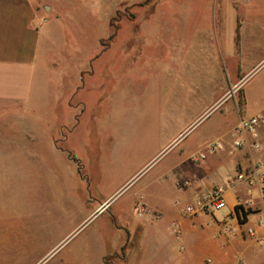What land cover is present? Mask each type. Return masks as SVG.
Masks as SVG:
<instances>
[{
	"label": "crops",
	"instance_id": "crops-1",
	"mask_svg": "<svg viewBox=\"0 0 264 264\" xmlns=\"http://www.w3.org/2000/svg\"><path fill=\"white\" fill-rule=\"evenodd\" d=\"M97 5L0 0V264H264L251 175L264 167V0L123 3L147 13L102 30ZM208 116L180 156L111 205L152 160L123 173L140 148L161 138L165 149ZM253 117L235 149L238 122ZM215 186L219 220L184 212Z\"/></svg>",
	"mask_w": 264,
	"mask_h": 264
},
{
	"label": "rangeland",
	"instance_id": "rangeland-1",
	"mask_svg": "<svg viewBox=\"0 0 264 264\" xmlns=\"http://www.w3.org/2000/svg\"><path fill=\"white\" fill-rule=\"evenodd\" d=\"M97 1V18H98V29L102 30L104 26V22L106 19L113 17L117 14H133L136 13L138 15L146 14L147 11L143 8H139L138 10L133 7L129 9L127 7H122L121 4L123 3H140L145 0H96ZM137 10V11H136ZM96 11V9H95ZM116 11H119L116 13ZM140 12V13H139ZM51 59H54L52 56ZM54 65V62L52 61ZM72 106L76 107L75 99H72ZM210 116V115H209ZM208 117L202 119L201 121L195 122L192 126H190L186 131L181 134L173 143L168 145L165 149V144H161V138H157L152 143L147 144L145 147L140 148L137 151V154L130 160L127 164L123 167V173H127L128 171L135 168L139 163L142 162L141 165L151 160L132 180L133 183L127 187L112 203L121 202L128 196H130L134 191L141 188L145 183L149 182L156 174L161 170L166 164L170 162V160L177 158L181 155L184 148L193 142L202 134L206 124L209 122ZM59 122L56 127L60 126L63 122L67 121L66 118L61 117L56 120ZM69 121V120H68ZM73 120L70 124L73 127ZM64 135V134H63ZM62 135V136H63ZM66 136V135H64ZM63 143V142H62ZM61 143L60 148L64 149V145ZM68 147V146H67ZM68 149V148H67ZM140 168V167H139ZM138 168V169H139ZM18 186V185H17ZM110 205V206H111ZM185 206L181 207L184 209ZM223 211H216L212 215H208V218H214L219 220L222 215ZM185 218L189 219L190 216H186ZM25 222V220H24ZM202 264H207L205 261L207 256L205 254L202 255Z\"/></svg>",
	"mask_w": 264,
	"mask_h": 264
},
{
	"label": "built area",
	"instance_id": "built-area-1",
	"mask_svg": "<svg viewBox=\"0 0 264 264\" xmlns=\"http://www.w3.org/2000/svg\"><path fill=\"white\" fill-rule=\"evenodd\" d=\"M260 124V119L258 118H247L240 119L238 122L234 134L236 135V139L233 141V147L235 149H240L244 146V142L239 138L241 134L249 133L254 136L256 127ZM253 148L255 150L259 149V145L257 143H253ZM251 175L256 176L258 182L261 184V189L264 195V167L256 166L253 169ZM246 175L240 173L237 175V180H243ZM225 188L223 186H215L209 192L202 194L199 196L193 204L187 206L184 209V212L188 215H196V214H206L212 215L216 211L223 210L225 208V200H224ZM226 232L228 234H234V229H227ZM247 236H253L254 231L252 229L246 230Z\"/></svg>",
	"mask_w": 264,
	"mask_h": 264
},
{
	"label": "trees",
	"instance_id": "trees-1",
	"mask_svg": "<svg viewBox=\"0 0 264 264\" xmlns=\"http://www.w3.org/2000/svg\"><path fill=\"white\" fill-rule=\"evenodd\" d=\"M73 160H75V159H73ZM76 162H77V160H75Z\"/></svg>",
	"mask_w": 264,
	"mask_h": 264
}]
</instances>
